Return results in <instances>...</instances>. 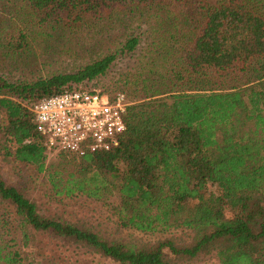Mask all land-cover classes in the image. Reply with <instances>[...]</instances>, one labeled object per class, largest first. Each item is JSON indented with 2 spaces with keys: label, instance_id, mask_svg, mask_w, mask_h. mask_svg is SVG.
Wrapping results in <instances>:
<instances>
[{
  "label": "trees",
  "instance_id": "1",
  "mask_svg": "<svg viewBox=\"0 0 264 264\" xmlns=\"http://www.w3.org/2000/svg\"><path fill=\"white\" fill-rule=\"evenodd\" d=\"M145 8L172 26L161 44L168 63L158 88L129 101L109 152L59 154L60 165L47 167L32 108L105 74L137 38L74 73L31 83L0 76V155L45 174L56 197L100 204L123 237L42 210L0 174V230L13 236L0 244V264H38L13 247L41 235L100 264H264V0H22L25 19L0 22V54L28 52L30 27L72 33Z\"/></svg>",
  "mask_w": 264,
  "mask_h": 264
},
{
  "label": "rangeland",
  "instance_id": "2",
  "mask_svg": "<svg viewBox=\"0 0 264 264\" xmlns=\"http://www.w3.org/2000/svg\"><path fill=\"white\" fill-rule=\"evenodd\" d=\"M21 3L22 0H1L0 22L18 24L19 18L25 19ZM30 28L33 34L28 52L7 51L0 54V76L9 81L31 83L53 75L74 73L105 55L118 53L130 38H137L139 41L134 52L118 55L105 74L78 86L101 89L109 94L123 92L128 102H138L144 92L152 93L146 91L145 86L158 88V82L163 79V70L168 62H165V49L161 44L169 36L167 31L172 26L161 23L154 9L145 8L132 14L116 13L106 20H90L72 33L42 31L38 34L41 31L39 28ZM168 46L176 47L171 43ZM70 158L67 156L66 160ZM60 160V157L55 156L47 159L45 165L59 166ZM0 174L7 184L21 189L42 210L52 215H61L73 222L78 220L94 227L99 226L110 235L123 237L119 236L117 227L107 220L108 213L100 204L81 196L70 199L56 197L50 190L45 174H37L32 167L15 161L12 156L0 155ZM14 229L15 226H12L11 230ZM12 239V234L6 235L4 230H0L1 245L12 246ZM53 243V238L41 235L24 248L17 240L13 250L20 249L30 260L38 258V264H47L39 259V253L53 264H70L75 258H85L88 260L87 264L97 263L90 261L86 255L80 257L82 252L69 245H52ZM189 264L218 263L215 258L200 257Z\"/></svg>",
  "mask_w": 264,
  "mask_h": 264
},
{
  "label": "built area",
  "instance_id": "3",
  "mask_svg": "<svg viewBox=\"0 0 264 264\" xmlns=\"http://www.w3.org/2000/svg\"><path fill=\"white\" fill-rule=\"evenodd\" d=\"M128 106L124 93L110 96L78 85L41 99L32 112L46 158L65 154L81 159L117 148Z\"/></svg>",
  "mask_w": 264,
  "mask_h": 264
}]
</instances>
